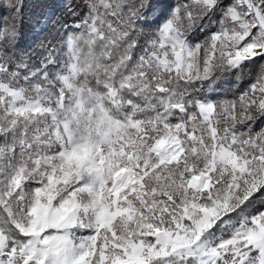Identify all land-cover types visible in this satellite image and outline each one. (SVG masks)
<instances>
[{"label": "snow or ice", "instance_id": "1", "mask_svg": "<svg viewBox=\"0 0 264 264\" xmlns=\"http://www.w3.org/2000/svg\"><path fill=\"white\" fill-rule=\"evenodd\" d=\"M7 4L0 264H264V0Z\"/></svg>", "mask_w": 264, "mask_h": 264}, {"label": "trees", "instance_id": "2", "mask_svg": "<svg viewBox=\"0 0 264 264\" xmlns=\"http://www.w3.org/2000/svg\"><path fill=\"white\" fill-rule=\"evenodd\" d=\"M24 44L26 47L31 46L34 49V60L39 57V43L49 37L55 35L54 29L67 19L71 21L72 17L67 16L65 10L60 8L59 11H50L45 4L52 3V0H24ZM79 2V0H76ZM58 5L64 3V0H56ZM10 14L7 0H0V16L7 18ZM196 41H202L204 34H197L192 37ZM258 70V66L250 68L249 73L254 74ZM253 79L252 75L246 76L243 80L237 81L234 76H222L213 86L214 91L208 93L207 88L203 89V93L208 94L216 100H229L235 98L238 92L237 84L246 85L249 80Z\"/></svg>", "mask_w": 264, "mask_h": 264}]
</instances>
